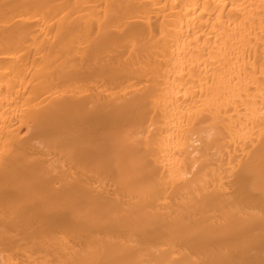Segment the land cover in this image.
<instances>
[{"label":"bare ground","instance_id":"bare-ground-1","mask_svg":"<svg viewBox=\"0 0 264 264\" xmlns=\"http://www.w3.org/2000/svg\"><path fill=\"white\" fill-rule=\"evenodd\" d=\"M0 264H264V0H0Z\"/></svg>","mask_w":264,"mask_h":264}]
</instances>
